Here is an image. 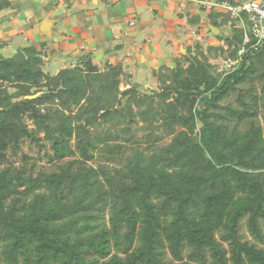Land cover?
Masks as SVG:
<instances>
[{"label": "trees", "instance_id": "trees-1", "mask_svg": "<svg viewBox=\"0 0 264 264\" xmlns=\"http://www.w3.org/2000/svg\"><path fill=\"white\" fill-rule=\"evenodd\" d=\"M206 21L227 49L186 47L156 105L119 92L118 65L50 75L46 43L0 53V264H264V46L240 55L243 31L214 9ZM225 52L237 64L218 72ZM26 140L51 170L8 163Z\"/></svg>", "mask_w": 264, "mask_h": 264}, {"label": "rangeland", "instance_id": "rangeland-1", "mask_svg": "<svg viewBox=\"0 0 264 264\" xmlns=\"http://www.w3.org/2000/svg\"><path fill=\"white\" fill-rule=\"evenodd\" d=\"M140 0H129V4H132L134 8L136 7V15L139 16V14L143 15L142 19V24L148 23L146 26V29H144V35L146 41L149 39L148 44H153L150 48H152V55L154 57V64L152 65L151 59L147 58L144 55V47H142V50L139 52V56L133 55L135 58L134 63H128L127 60V51L126 49H129L131 45L128 46V40L120 43H116V45H98V48L89 51L87 48L86 49H73L72 52L66 53L67 50L60 48L59 50L62 53L61 57L62 60L60 64L57 63L58 56H56L53 53L48 52V48L46 47L45 53L49 55L50 53V59L47 60L48 57L44 59V67L43 70L46 73H49L50 75H54L57 69L65 67V68H73L75 66V63H81V61H86V58L91 57V60L93 64L97 65L100 69V71H106L107 68L110 66L108 64V59H113V56L116 55V61L117 65L120 66L123 70V74L120 76V84H119V92H122L132 86L136 89L138 93V97L142 100L145 101V105L147 106L149 103L156 105L161 101V97L158 95L161 94L163 90H165V86L170 83V71L172 68H174V60L179 59L182 54H185V48L189 47L191 49V55H197L198 52L197 49L195 48L196 44H198L201 47V53L206 54V49L209 46H216V45H223V42H220L218 39L215 38L211 33L208 32V26H207V15L209 14V11L203 9V7L200 5V2L202 1H210V0H172L171 2H175L177 10L175 11H163V18H154L152 16V13L147 10V8H144L142 6H139L138 2ZM145 1V0H141ZM25 2V0H24ZM43 3L36 2L33 4V8L29 9L30 14H32L33 20L29 21V24L31 26L37 28V32L41 35V32L39 31V26H40V18L38 15H41V17L49 20H54L58 21L62 16H64L68 10L64 8L60 10H54V6L52 4L46 3V9L43 8ZM136 5V6H135ZM189 6V7H188ZM190 6H192L190 8ZM176 9V8H175ZM189 9H191L189 12ZM48 10L54 11L52 14H48ZM47 11V12H46ZM197 14L200 16L201 22H199L198 25L193 26L188 23V20L190 19L191 15ZM40 13V14H36ZM50 13V12H49ZM36 14V16H35ZM191 14V15H189ZM21 15V14H20ZM18 15V23L21 25L24 23V18L20 17ZM34 15V16H33ZM76 15V14H75ZM73 16L74 18V24L76 23L77 20H75L76 16ZM118 15V14H117ZM120 16V15H119ZM134 17L133 16H128L126 20H132ZM151 18V20H150ZM153 18V19H152ZM135 19V18H134ZM165 20H172L170 23L167 25L165 24ZM134 21V26L129 27L130 33L132 32H138V28L141 27V22L138 18H136ZM6 23V22H3ZM30 26V27H31ZM99 28V27H98ZM230 26L229 24L225 27H222L221 29V34L223 35L222 37L228 36L230 32ZM68 31L67 28H65L64 23H61L58 26H53L50 30L51 36L50 38L43 36L48 40H56L58 32L59 33H65ZM140 33V32H139ZM146 33H154L156 34L155 37L151 40ZM6 34L1 32L0 29V36L1 38H4ZM25 34H15L13 35V38L16 39H26V36H23ZM141 35V34H140ZM1 40V39H0ZM44 40V38H43ZM48 40V41H50ZM12 42V39L9 40ZM47 41V42H48ZM60 41V39H59ZM27 40L25 41V45ZM34 42V41H33ZM30 42V43H33ZM125 43V44H124ZM110 44V42L108 43ZM23 45V46H25ZM120 45L121 48L124 50H119L116 52V46ZM136 45H139L140 47L143 45L142 43V37L139 36V38L136 41ZM52 46L50 49L52 50ZM54 49V48H53ZM223 49L226 50L227 47L223 45ZM63 50V51H62ZM65 50V51H64ZM184 50V51H183ZM15 47L14 46H8L4 48L0 53L5 57H11L14 54ZM89 51V52H88ZM54 52V50H53ZM74 52V56L73 55ZM98 54L101 53L100 57L96 59V53ZM69 54V55H68ZM114 54V55H113ZM46 55V56H47ZM146 57L144 60L142 58ZM227 56V53L225 52L221 57H216L215 59L211 58L209 61L217 67L218 72L222 71H227L229 70V64H228V59L225 57ZM57 59V60H56ZM133 60V59H132ZM83 66V63L81 64ZM125 65V67H124ZM156 94V95H155ZM258 95L260 96L261 94L258 92ZM121 98L120 95H118V99ZM122 104L125 105L127 104L126 98H121ZM232 105H236L235 100L233 97H230L228 101ZM144 107V106H143ZM133 111H138V107L132 106ZM259 122L261 125L264 124V120L262 119V113L259 114L258 116ZM27 124L32 128L31 122L26 120ZM156 126L160 125L158 122L155 123ZM143 125V123L136 118L135 123L132 125V128L135 134V137L140 140L141 136L144 134V131H141L140 128ZM111 132L114 130H118V128H111V125L107 126ZM106 127V128H107ZM101 129H96L94 132L99 133ZM161 135V132H159V136ZM169 142V138H165L162 141V144H167ZM71 145H74V141H71ZM159 145V143H158ZM45 152H51L49 151L48 146L46 149H43L42 151H39V149L29 141H25L22 145L21 152L18 153L16 156H9L8 163L12 165H22L23 160L22 158L24 156L29 158L28 164H35V169L36 170H51L50 165L46 163V159L43 157ZM99 162H101V159L98 157L97 153H95V158L91 162V165L96 166ZM2 166H0V169ZM241 234L245 240H248L250 242H254L250 235L247 232V229L245 225H242L241 229ZM169 258V257H168Z\"/></svg>", "mask_w": 264, "mask_h": 264}, {"label": "crops", "instance_id": "crops-1", "mask_svg": "<svg viewBox=\"0 0 264 264\" xmlns=\"http://www.w3.org/2000/svg\"><path fill=\"white\" fill-rule=\"evenodd\" d=\"M6 1L10 3V7L8 9H1L0 11V29L2 33L6 34L4 38H1L0 36L1 39L0 44L2 42H6L4 48L8 46H14L16 51L18 48H23L27 46L25 45L26 40H27L26 44L34 45L37 47L41 43H46V47L49 49L48 52L53 53L56 56L59 55L57 57L58 60L57 59L56 60L57 63L60 64L62 60L61 55L62 53H65V52L61 53L59 51L61 50L60 48L67 50L66 53L72 52L73 49L81 50L86 48L89 51H93L98 48V45H104V44L116 45V43L121 44L122 42L128 40L127 42L128 46L131 45L129 46L130 47L129 49H126L127 57H128L126 61H128V63H134L135 58L133 55L137 54V56H139L140 53L139 51L142 50V47H144V55L147 58L151 59L152 65L155 62L154 57L151 56L152 48H150L153 44H148L149 39L144 41L145 39L144 29H146L148 23L142 24L143 15L142 14H139V16L136 15V10H135L136 7L134 8L132 4H129L128 3L129 0H25V2L24 0H6ZM230 1L242 2L247 0H230ZM36 2L43 3L41 5H43L44 9H46L45 6L46 3L52 4V6H54V10H60L64 8L65 5L64 9H67L68 11L64 13L65 15L62 16L60 19H58V21H55L56 23L55 26H58L60 22L64 23L65 28H67L68 31H66L65 33L58 32L56 40H52V41L50 40L47 42L46 38L42 34L40 35L37 32V28L36 27L33 28V26L29 24V21L33 20L32 14H30L29 9H32L33 4ZM137 2L139 3L138 4L139 6L147 8V10H149L152 13V16L154 18H163L162 17L163 11L176 12L177 10L174 1L168 4H159L155 2H148L141 0ZM191 7L192 6H190V8ZM190 10L191 9H189V12H191ZM52 12L54 11L48 10L47 13L52 14ZM197 13L198 11L194 15L191 14L189 15L195 16L198 15ZM36 14H40V13H36ZM133 14H134L133 19L127 21L126 18L128 16H133ZM18 15H20L21 18L23 17L25 20L24 23H22L21 25H19L18 23V19H17ZM74 15L76 16L75 20H77L75 24L73 23ZM38 17L40 18L41 22L45 20V18L41 17V15H38ZM134 18L135 19L138 18L142 25L137 29L138 32L130 33L128 32L129 27H133L135 24L133 21L135 20ZM2 21L6 23L1 24ZM171 21L172 20H170V22ZM170 22H168V20H165L166 25ZM199 22H201V20ZM130 23H133V26H130ZM15 34H25L23 36H26L27 38L26 39L21 38L15 40L13 38V35ZM146 35H148L152 40L156 34L154 33L153 35L152 33H146ZM139 36L142 37L143 45L141 47L139 45H136V41L139 38ZM10 39H12V42L9 41ZM109 42L110 44H108ZM51 46L54 49L52 48L51 50L50 49ZM46 47H45V51H46ZM3 49H0V51H2ZM115 49L116 52H118L119 50H124L123 48L120 47V45L116 46ZM50 53L49 55L46 54L47 55L46 57H48L47 60L50 59L51 56ZM95 53L97 56L98 53L94 52V54ZM74 55L75 54L73 52V55L71 56ZM100 55L101 53H99V56ZM115 56L116 55L113 56V59H108L109 65H113V66L117 65ZM146 57L143 56L144 59ZM61 69H65V67L57 69L55 74Z\"/></svg>", "mask_w": 264, "mask_h": 264}, {"label": "built area", "instance_id": "built-area-1", "mask_svg": "<svg viewBox=\"0 0 264 264\" xmlns=\"http://www.w3.org/2000/svg\"><path fill=\"white\" fill-rule=\"evenodd\" d=\"M159 4H168L172 0H145ZM188 1V0H187ZM200 5L203 9L210 11L214 9L226 14L230 18L233 29L243 31V44L239 54L259 51L264 46V0H247L242 2L223 1H202ZM133 26V23H130ZM229 70H232L237 61L229 60Z\"/></svg>", "mask_w": 264, "mask_h": 264}, {"label": "water", "instance_id": "water-1", "mask_svg": "<svg viewBox=\"0 0 264 264\" xmlns=\"http://www.w3.org/2000/svg\"><path fill=\"white\" fill-rule=\"evenodd\" d=\"M56 25V23H55V21L54 20H49V19H47V20H43L41 23H40V26H39V31L41 32V34H43L45 37H48V38H50V36H51V32H50V30H51V28L53 27V26H55ZM208 30H210L211 31V34L213 35V36H217V35H219V33H220V30L218 29V28H215V27H213V26H211V25H208ZM184 51V50H183ZM100 56H99V54L96 56V58H99ZM142 60H144V58H142Z\"/></svg>", "mask_w": 264, "mask_h": 264}]
</instances>
